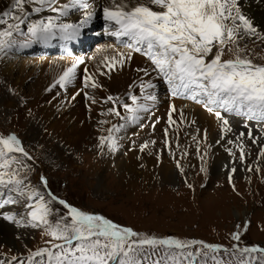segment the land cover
<instances>
[{
    "label": "snow or ice",
    "instance_id": "obj_1",
    "mask_svg": "<svg viewBox=\"0 0 264 264\" xmlns=\"http://www.w3.org/2000/svg\"><path fill=\"white\" fill-rule=\"evenodd\" d=\"M11 8L12 11L0 13V54L17 43L27 47L33 42H48L57 36L66 42L75 41L96 15L93 5L87 0H71L70 4H61L58 0H13ZM45 9L56 15L31 19L33 13L39 14ZM69 9L82 12L78 23L61 20V17L69 14ZM102 15L114 28L112 36L117 40L126 38L124 43L129 50L142 53L151 61L153 70L167 82L171 96H187L202 104L220 121L221 139H224V134L233 131L224 113L261 122L264 132V65L243 57L238 49L233 58L222 59L225 46L235 44L241 31L256 33L250 19L242 13L238 0H108L102 7ZM22 26H26V31ZM18 35L26 39L18 41ZM131 51L105 56L102 63L109 73L115 71L118 66L123 67L131 60ZM82 63L77 58L59 75L53 87L59 85L65 88L70 85L76 78L77 67ZM84 71V87L99 88L95 78L87 74L88 70ZM138 71L149 75L147 69ZM139 87L144 101L156 100L153 93L147 92V89L155 87L151 81H141ZM129 99L131 104L108 96L107 100L114 105L109 112L120 116L115 107L120 104L127 112L122 119L135 123L139 118L138 113L148 111L149 105L139 102L140 98L136 95L129 94ZM175 111V106L170 105L169 126L176 123L172 118ZM123 127L124 124L109 128L108 135L100 137L101 146L106 144L110 151H116L118 144L114 133ZM245 127L248 129L247 136L252 143H256V139L252 138V129L247 124ZM167 133L165 129L166 137ZM244 135L241 132L237 139ZM228 143L234 142L229 140ZM147 147V144H142L141 150ZM238 147L240 160L243 161V143ZM228 151L231 153V149ZM260 152L264 156V148ZM13 153L28 157L15 135L0 136V169L5 170L0 171V187L21 197L27 196L29 200L35 197V202L29 205L27 223L33 227L43 226L45 233L52 238L47 241L48 247L30 253L28 264H142V261L150 258L146 256L145 246H150L151 255L163 248L165 255L162 259L172 264H182V261L184 264H194L198 257H208L209 252L220 251V245L198 240L144 236L102 215L84 212L62 199L58 203L68 210L70 220L63 216L50 220L52 204L57 197L48 192L46 198L37 188L25 184L18 172L11 170V165L21 163ZM40 179L47 187V180L43 176ZM18 202L17 198L9 197L0 203V209ZM2 214L7 220L15 219L11 214ZM232 238L239 241L241 236L233 233ZM193 245H200L201 248L189 251ZM233 249L240 254L238 264H264V247L245 246L237 249L233 245ZM224 251L228 252V249ZM36 257L40 259L35 261ZM16 259L12 257V260ZM211 260L214 264H223L216 255L211 256ZM152 264H161V259L152 261Z\"/></svg>",
    "mask_w": 264,
    "mask_h": 264
},
{
    "label": "rangeland",
    "instance_id": "obj_2",
    "mask_svg": "<svg viewBox=\"0 0 264 264\" xmlns=\"http://www.w3.org/2000/svg\"><path fill=\"white\" fill-rule=\"evenodd\" d=\"M242 35L241 31L235 44L225 46L222 59L233 58L238 49L243 57L251 59L255 64L264 65V34L258 33L250 38H244ZM133 71L137 73L134 68ZM98 90L103 92L100 87ZM67 94L72 101L77 102L73 100L77 95L73 96L74 94L69 92ZM78 98L79 106L84 111L80 122L85 120L89 127V135L80 145L82 153L68 146H62L60 154L50 150L44 171L35 176L34 173H27L25 176L26 179H32L33 186L46 198L48 192L57 197V201L52 204L53 213L50 220L58 216L70 220L67 216L68 210L58 203L62 199L84 212L102 215L144 236L172 237L181 241L198 240L205 244L229 248L228 252L220 248L219 252H209L208 257H198L196 264H214L211 260L213 255L223 264H238L240 254L233 249V245H236L237 249L245 246L264 247V156L260 152V149L264 148V135L252 134V138L257 141L252 143L246 130L232 127L233 131L224 134V139H221L222 134H219V143H216L218 140L211 145L188 141L184 148L190 154L179 145L171 149L169 146L165 149L160 145L154 150V147L149 146L147 136L143 135L144 125L160 119L161 116H152V111H148L142 119L130 123L122 119L127 116L122 106L115 105L120 116L109 112L114 105L112 101H105L107 98H104L103 104L99 100L97 109L86 106L90 94L85 96L83 88L79 89ZM197 106L200 107L198 104ZM8 111L12 112L10 109ZM0 122V136L18 135L28 153V157L20 153L12 155L20 162L23 160L33 166L39 164L40 160L43 162L47 154L40 152L42 146L31 143L25 131H21V136L11 131V128H6L1 120ZM121 124L125 127L114 133L118 144L116 151H110L106 144L101 146L100 137L107 136L108 129L113 125ZM158 126L159 124L157 128ZM41 132V135L46 136L44 131ZM241 132L245 135L238 140ZM229 140L234 143H228ZM50 142L53 144L54 141ZM240 143L244 145L246 159L243 162L240 160ZM142 144L148 145L143 151ZM227 146H230L231 153ZM122 159L129 160L134 169L132 172L121 171L117 167L116 164ZM168 165L172 167L178 179L175 182L158 175L159 167L163 169ZM157 166L158 169H155ZM42 176L47 180V187L41 182ZM1 188L0 203L9 197L17 198L19 202L0 209V219L10 225L14 222L20 231L11 234L13 243L0 241V262L28 264L30 253L48 247L47 241L52 238L45 233L43 226L33 227L27 223L29 205L35 202V197L29 200L27 196L21 197L15 192ZM2 213L11 214L15 219L7 220ZM26 230L29 233L24 232ZM233 233H239L241 239L233 240ZM197 248L201 246L193 245L188 250L194 251ZM145 249L146 256L150 258L142 261V264H152V261L157 259H161V264H172L171 261L162 259L165 255L163 248L156 251L155 255H151L150 246H145ZM12 257L17 259L12 260ZM39 259L34 258L35 261Z\"/></svg>",
    "mask_w": 264,
    "mask_h": 264
},
{
    "label": "bare ground",
    "instance_id": "obj_3",
    "mask_svg": "<svg viewBox=\"0 0 264 264\" xmlns=\"http://www.w3.org/2000/svg\"><path fill=\"white\" fill-rule=\"evenodd\" d=\"M12 2L13 0H0V13L4 10L12 11V8H10ZM87 2L93 5L95 13L100 16L102 15V7L108 0H87ZM58 3L70 4L71 1L58 0ZM238 5L242 13L250 19L253 26L256 28V33H245L242 31V36L244 38H250L258 33L264 34V0H238ZM28 7L30 8L31 6ZM71 10L72 9H69V14L67 16L61 17L63 22L77 23L82 18V12L80 10L75 9L73 12H71ZM31 19H37V17L31 15ZM108 25V22L104 20L93 27L96 30L100 26L104 27ZM22 28L26 31V26H22ZM25 39L26 37L17 36L18 41H23ZM53 39H56V41L33 42L27 47H23L17 43L12 48L0 54V120L6 128H11V131L17 132V134L21 136V131H25L26 136L29 138L28 140L32 141L31 143L37 146H42L43 148L40 152L47 154L46 158H43V162L37 160L39 164L34 166L23 160L20 164L11 165V170L17 171L19 178L23 179L25 184L29 187H35L33 186L34 182L30 178L26 179L25 176L27 173H34L35 176L44 171V164L49 159L50 150L53 151V153L60 154L62 146H68L71 149L75 148L78 153H82L80 145L86 141L89 135V127L85 120L80 122L82 114H84L81 106H79L80 100L78 98L79 89L81 88L85 90V93L88 95L90 94V100L86 106L96 107L98 104L100 105L99 100L102 102L104 98L108 96H112L114 99L119 98L123 103L131 104L129 94L139 97V102L147 103L149 105L148 111H152L150 113L152 116H161L160 119H157L159 122L155 120L144 125L145 132L143 135L147 136V142L150 144L149 146H151V148L154 147V150L160 145L165 149L167 146L171 149L178 145L181 146L180 148H184L188 141L211 145L218 140L217 138L221 133L220 121L206 109L198 107L197 104L190 103V101L186 100L168 98L163 90H160V88L157 89L158 80L156 79V74L155 76L153 75V66L148 64V61L145 60V56L129 50L126 44L122 47L118 46L116 44L117 38L112 36L111 33L108 34L105 39L97 40L88 50H86L88 46L79 40L66 42L58 36ZM81 39H83V37H81ZM84 39H87V36H84ZM125 40L124 38V41ZM56 47H59L61 50L57 52L55 50ZM65 50L71 51V55L65 53ZM129 51H131V60L127 61L123 67L118 66L115 71L109 73L102 63L104 57L113 56L117 52L128 53ZM77 58L81 59L83 63L77 67L76 78L73 82L65 88H60L59 85L53 87L59 75H61ZM133 68L137 73L133 71ZM85 69L88 70L87 74L92 75L95 81L100 85V88L103 89L102 93L98 88L84 87L83 78L86 74L84 71ZM139 69H147L149 75L145 76L143 71H138ZM97 71L98 73L96 74ZM141 81H151V83L155 85L154 88L147 89V92H151L156 96L154 102L143 100L139 87ZM105 90H107V92H105ZM68 92L74 94L73 96L77 95V97L73 99L77 102L72 101L68 97ZM101 104H103V102ZM116 105L120 106V104ZM170 105H174L176 108L172 117L176 123L171 126H169L168 123ZM8 109L12 110V112L8 111ZM93 110L94 108L92 111ZM148 111H141L138 113V120L142 119L145 112ZM228 119L230 121V126L233 128L240 127L248 131L245 127L247 124L248 127L252 129V134L254 136L264 135L261 124H254L240 118ZM158 124L159 126L157 128ZM153 125H155V127H153ZM165 129L168 130L167 137L165 136ZM41 131H44V135L46 136L41 135V133H43ZM166 140L167 143L165 142ZM50 141H54L57 145L54 142L52 144ZM227 147L230 149V146ZM187 153L189 152L187 151ZM118 163L116 165L121 171L130 173L134 170L128 159H122V161ZM155 169H158V166ZM158 170V175L163 179H169L170 182L178 180L171 166L168 165L163 169L159 167ZM0 171L5 170L0 169ZM0 194H2V192ZM3 220L2 218L0 219V241L13 243L14 239L10 237L12 236L11 234L20 230L17 229L14 222L10 225ZM24 232L28 231L26 230Z\"/></svg>",
    "mask_w": 264,
    "mask_h": 264
}]
</instances>
